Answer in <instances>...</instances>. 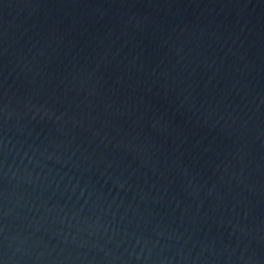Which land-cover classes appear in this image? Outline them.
<instances>
[{"label": "water", "instance_id": "obj_1", "mask_svg": "<svg viewBox=\"0 0 264 264\" xmlns=\"http://www.w3.org/2000/svg\"><path fill=\"white\" fill-rule=\"evenodd\" d=\"M0 264H264V0H0Z\"/></svg>", "mask_w": 264, "mask_h": 264}]
</instances>
